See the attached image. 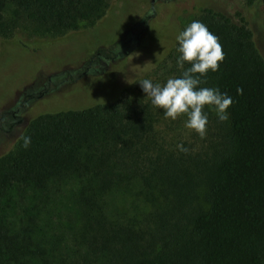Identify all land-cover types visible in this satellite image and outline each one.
<instances>
[{"label": "trees", "instance_id": "trees-1", "mask_svg": "<svg viewBox=\"0 0 264 264\" xmlns=\"http://www.w3.org/2000/svg\"><path fill=\"white\" fill-rule=\"evenodd\" d=\"M108 6L0 0V40L23 19L38 34H63ZM235 15L206 7L194 19L224 53L199 87L233 99L228 120L211 113L218 132L207 152H182L161 134L163 110L140 83L114 100L28 121L0 152V264H264V55ZM177 47L160 84L190 66L177 65Z\"/></svg>", "mask_w": 264, "mask_h": 264}, {"label": "rangeland", "instance_id": "rangeland-1", "mask_svg": "<svg viewBox=\"0 0 264 264\" xmlns=\"http://www.w3.org/2000/svg\"><path fill=\"white\" fill-rule=\"evenodd\" d=\"M247 1L109 0L101 18L58 35L38 34L20 20L13 34L0 40V152L14 147L36 114L111 101L143 79L161 83L171 67L162 63L177 43L175 36L206 7L234 17L241 11L264 55V7L259 0ZM13 9L6 16L14 15ZM203 110L208 114L203 139L184 126V115L165 119L161 134L192 154L207 152L218 128L215 113ZM130 204L131 197L119 202Z\"/></svg>", "mask_w": 264, "mask_h": 264}, {"label": "clouds", "instance_id": "clouds-1", "mask_svg": "<svg viewBox=\"0 0 264 264\" xmlns=\"http://www.w3.org/2000/svg\"><path fill=\"white\" fill-rule=\"evenodd\" d=\"M177 42V65L185 68L178 77H170L164 84L143 79L140 83L143 92L153 106L162 109L164 117L175 120L186 116L184 126L195 131L201 139L206 134L208 114L203 109L207 105L214 109L216 117L223 122L228 120L227 109L233 99L227 93L214 87H199L204 81L201 77L209 71L215 72L223 62L224 53L219 39L199 20H193L175 36ZM23 147H28L30 138H23ZM182 152L188 150L176 145Z\"/></svg>", "mask_w": 264, "mask_h": 264}, {"label": "flooded vegetation", "instance_id": "flooded-vegetation-1", "mask_svg": "<svg viewBox=\"0 0 264 264\" xmlns=\"http://www.w3.org/2000/svg\"><path fill=\"white\" fill-rule=\"evenodd\" d=\"M93 61H94V59L92 58L90 64H91ZM13 115L16 116L17 114H13Z\"/></svg>", "mask_w": 264, "mask_h": 264}]
</instances>
